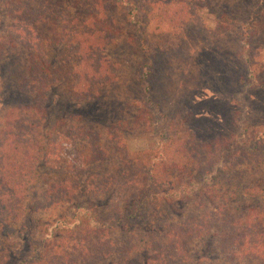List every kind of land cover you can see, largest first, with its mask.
Wrapping results in <instances>:
<instances>
[{
    "label": "trees",
    "instance_id": "16d2710c",
    "mask_svg": "<svg viewBox=\"0 0 264 264\" xmlns=\"http://www.w3.org/2000/svg\"><path fill=\"white\" fill-rule=\"evenodd\" d=\"M237 1L232 10L229 0H0V14L10 21V27L0 31V61L8 50L21 47L28 52L26 76L19 85L31 101L9 108L0 126V256L7 252L4 240L8 232L29 210L27 191L40 180V169L63 176L44 192L46 208L68 209L45 227L43 240L31 241L32 258L27 264H109L111 227L119 228L136 215L158 211L164 205L191 201L199 187L202 196L210 201L242 199L255 207L264 205V191L257 184L245 190L237 189L240 185L229 190L224 186H201L220 166L231 170L264 167V126L255 129L242 144L223 137L199 141L188 127L174 122L160 134L159 149L130 152L118 128L109 130L105 140L90 122L87 121L92 128L85 123L86 129L83 127L82 119L88 120L89 115L81 112L51 126L45 107L58 85H65L66 81L75 83L69 89L70 101L83 103L105 98L104 88L117 81V65L111 63L107 50L125 40L123 25L137 33L143 24L156 20L157 26L165 25L169 34L175 35L188 30L193 23L190 33L195 35L199 26L194 19L199 18L200 9L212 13L218 9L224 20L230 22L227 16L231 12L237 15L235 11L248 6L246 0ZM259 14L264 17V7ZM117 15L122 25L116 23ZM36 26L45 31L44 37ZM22 27L26 33L23 38L18 33ZM165 46L168 50L183 48L182 44ZM58 47L68 50L64 61L69 68L66 77L53 71L48 56L50 49ZM168 50L157 47L154 59L146 56L141 82L154 73L159 75L164 51ZM240 58L246 65L247 79L252 80L254 64L244 52ZM144 85L148 102L151 86ZM158 107L154 103L143 105L133 126L153 132L156 115L160 116ZM119 127L127 125L120 123ZM78 138L81 143L73 159L62 164L63 145L73 146ZM87 170L97 171V177L103 175L102 193L93 194V189L90 196H110L104 204L108 221L99 217L93 205H72L73 193L79 190V179ZM113 198L116 203L111 205ZM254 210L259 211L258 207ZM254 210V216L247 211L242 221H232V227L226 225L230 233L223 237V245L217 246L226 264H264V206L261 213ZM211 228L193 219L188 229H181L185 240L178 234L165 236L169 242L157 246L158 263L183 264L191 254L190 244L212 235ZM210 237L217 239L215 235ZM204 247L212 248V244L205 242ZM128 253H124V259ZM174 257L179 260L172 261Z\"/></svg>",
    "mask_w": 264,
    "mask_h": 264
},
{
    "label": "rangeland",
    "instance_id": "374dc122",
    "mask_svg": "<svg viewBox=\"0 0 264 264\" xmlns=\"http://www.w3.org/2000/svg\"><path fill=\"white\" fill-rule=\"evenodd\" d=\"M229 1L233 3V10L238 1ZM246 1L248 6L244 5L243 10L235 11L237 15L231 12L227 16L232 20L230 22L224 20L218 9L213 12L215 14L200 9L199 18L194 19L195 25L199 26L195 35L190 33L193 23L188 30L175 35L169 34L170 30L165 25L157 26L159 22L156 20L150 25L143 24L137 33L123 25L125 40L107 50L111 63L117 65L116 84L104 88L105 98L83 103L70 101L72 94L69 89H73L74 82L66 81L65 85H58L45 106L50 115V125L54 126L61 121L59 119L71 114H87L88 120L81 118L84 128V123L91 127L87 121L90 122L96 133L105 140L109 130L118 128L130 152L159 149L162 144L160 134L174 122L188 127L199 141L209 142L223 137L246 143L255 129L264 126V17L259 14L261 7H264V0ZM116 23L122 25L119 15ZM7 27H10V21L0 14V31ZM34 28L42 37L45 36L40 26ZM24 30L22 27V32H18L22 38L26 35ZM165 44H182L183 48L168 50ZM157 47L168 50L164 51V63L159 65L160 73H154L141 82L146 56L154 59ZM67 51L58 47L50 49L48 53L53 63L52 69L60 77H66L69 73L68 66L64 64ZM242 52L254 64L252 80L247 79L246 65L240 58ZM27 58L28 52L18 47L6 51L0 61V126H3V118L9 108L31 102L19 85L26 76ZM154 69L155 66L151 71ZM145 83L151 86L148 102L143 92ZM149 103L159 104L160 116L156 115L153 132L133 126L140 108ZM120 123L127 127L120 129ZM76 140L73 146L71 143L63 145L62 164L67 165L73 159L81 143L80 138ZM104 143L108 145L106 141ZM52 172L40 169V180L28 189L26 203L29 210L8 232V238L4 240L7 252L0 256L2 264H27L32 258L31 241L43 240L45 227L61 218L68 209L46 208L44 192L63 177ZM96 174L97 171L87 170L79 179L80 188L73 193L72 205L86 208L87 205H93L99 217L108 221L109 214L104 210V204L110 196H90L93 189L96 191L93 194L102 193L100 185L103 175L97 177ZM256 184L264 191V167L247 166L231 170L220 166L206 177L201 186H224L229 190L240 185L237 189L245 190L253 189ZM115 203L116 199L113 198L110 204ZM263 206H256L259 209L257 212L254 203H245L242 199L210 201L202 196L199 187L191 201L164 205L158 211L136 215L132 221L119 228L111 227L108 238L111 243L109 264H160L157 246L169 242L165 236L171 233L185 240L183 231L189 228V221L193 219L212 227L210 232L217 239L210 235L193 241L190 244L191 254L183 264H226L217 248L223 245V237L230 233L226 225L232 227V221H242L247 211H251L252 216L253 210L261 213ZM205 242L212 244V248H205ZM124 253H128L127 259L123 258ZM178 260L177 257L172 258L174 262Z\"/></svg>",
    "mask_w": 264,
    "mask_h": 264
}]
</instances>
